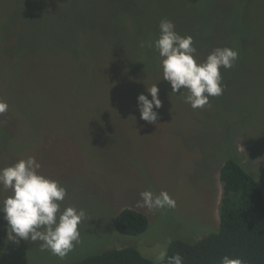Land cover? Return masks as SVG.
I'll return each instance as SVG.
<instances>
[{"label":"rangeland","instance_id":"obj_1","mask_svg":"<svg viewBox=\"0 0 264 264\" xmlns=\"http://www.w3.org/2000/svg\"><path fill=\"white\" fill-rule=\"evenodd\" d=\"M165 18L194 37L199 60L216 47L239 52L203 108L163 79L154 41ZM154 84L162 106L149 123L138 96L151 99ZM0 99V168L35 156L67 188L61 209L86 212L60 258L40 241L8 240L0 211V264H74L125 246L160 261L171 241L218 229L226 157L264 193V0H0ZM144 190H166L176 207H138ZM8 195L0 188V201ZM124 207L149 216L145 232H118Z\"/></svg>","mask_w":264,"mask_h":264},{"label":"clouds","instance_id":"obj_2","mask_svg":"<svg viewBox=\"0 0 264 264\" xmlns=\"http://www.w3.org/2000/svg\"><path fill=\"white\" fill-rule=\"evenodd\" d=\"M159 37L154 47L162 58L163 79L170 82L172 92H187L185 102L193 109L209 104L210 97L223 94L221 68L230 69L239 59L238 50L232 47H216L203 60H199L194 37L183 36L176 31L175 23L167 18L159 23ZM181 88L183 91L181 92ZM148 95L138 96L141 119L156 123L162 106L158 84L148 87ZM6 101L0 99V114L8 110ZM41 163L35 156L20 159L12 165L0 168V188L10 195L0 201V211L7 221L10 241L18 239L40 241L41 251L48 250L60 258L65 257L80 241L79 225L86 216L83 209L61 204L67 188L59 180L42 174ZM137 206L149 211L176 207L175 199L166 191L158 194L152 190L140 193ZM166 253L162 254L164 259ZM167 264H183V256L176 253L167 256ZM221 264H245L240 258L224 255Z\"/></svg>","mask_w":264,"mask_h":264},{"label":"trees","instance_id":"obj_3","mask_svg":"<svg viewBox=\"0 0 264 264\" xmlns=\"http://www.w3.org/2000/svg\"><path fill=\"white\" fill-rule=\"evenodd\" d=\"M219 171L223 193L216 231L194 241H171L160 261L144 256L136 247L125 246L90 254L74 264H167V256L176 253L183 256V264H221L226 254L242 259L245 264H264L262 186L233 158L226 157ZM149 219L143 211L124 207L116 215L115 226L121 234L138 235L147 230Z\"/></svg>","mask_w":264,"mask_h":264}]
</instances>
